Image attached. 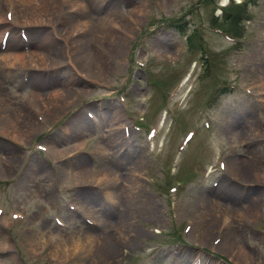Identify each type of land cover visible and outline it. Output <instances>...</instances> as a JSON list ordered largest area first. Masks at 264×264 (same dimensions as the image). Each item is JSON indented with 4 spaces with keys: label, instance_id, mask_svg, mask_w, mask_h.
<instances>
[{
    "label": "rangeland",
    "instance_id": "obj_1",
    "mask_svg": "<svg viewBox=\"0 0 264 264\" xmlns=\"http://www.w3.org/2000/svg\"><path fill=\"white\" fill-rule=\"evenodd\" d=\"M96 2L124 29L145 4L113 42L104 82L81 69L80 47L69 65L50 26L18 27L6 13L0 27V55L64 48L62 67L0 62V264H264V182L236 169L252 161L264 176V0ZM54 90L72 97L47 115L37 96ZM132 173L142 189L127 194ZM211 206L229 223H214ZM120 229L127 243L111 235ZM84 235L98 238L93 250L58 257Z\"/></svg>",
    "mask_w": 264,
    "mask_h": 264
},
{
    "label": "bare ground",
    "instance_id": "obj_2",
    "mask_svg": "<svg viewBox=\"0 0 264 264\" xmlns=\"http://www.w3.org/2000/svg\"><path fill=\"white\" fill-rule=\"evenodd\" d=\"M1 1H2V5H0L1 6L0 8V27L2 25L4 26L5 24H7L8 20L6 18V13L11 15V19H12L11 21L15 20V23L18 24L17 25L18 27L19 25L21 27H28V26L31 27L34 25L50 26L53 30V32L52 31L50 32L51 34L53 33V35H55V39H56L52 43L65 44L66 46L65 50L68 56V62L70 66L75 67L74 65L75 48L76 47L82 48L83 52L85 53L84 54L85 56L83 60L80 59V62H79L80 67L82 70L86 71L89 74L92 72L90 75L93 74L92 79L97 83L104 82L106 80V75L111 71V66H110L111 56L114 55V49L112 47V44H114L113 42L115 40L120 39V37H123V35L128 36L131 33L132 21H131L130 16L134 17L135 15L136 20L139 21L142 18L141 16L145 14L144 13L145 4L141 5L139 8L135 10H131V12H128L131 15L129 17L124 16L125 21H126V24L124 22V24L126 25L124 29L123 24L120 25L118 21H116L114 18L111 17V14H115V12L114 13L107 12L106 14H103V15L99 14V11L101 10V8L97 7V4H98V2H96L97 0H61V1L59 0H1ZM85 1H88V4H85ZM100 1L101 0H99V2ZM164 1L167 2L168 0H164ZM55 8L57 9V11H55ZM115 15L116 17H118L117 13ZM64 20H68L69 21L68 24H71V25L70 26L66 25ZM4 29L6 28L0 29V49L4 45H5L4 48L9 47L8 46L9 37L7 41L6 38L3 36ZM119 31H123L124 33H122V35H119L120 34ZM44 39L38 41L39 43L38 47L40 49H44V47L46 48L50 46L48 45L47 42H49L50 39L52 38L50 36H47ZM13 41H17V39H14ZM109 44H110L109 46L110 48L108 46L105 47V45H109ZM12 46L16 48L14 49V53L0 55V62H3L4 66L2 68L4 70L15 69L18 67L27 68V66H31V68L34 66V68L49 69V68L62 67L64 65L63 60L62 59L60 60L61 52H63L64 50L62 45L60 49L58 48L52 51L50 50L48 53H41V52L35 51L29 55L20 52L19 49L22 46L21 43L13 44ZM167 53H168V50H167ZM96 74H98L99 76L96 77L95 76ZM68 85H69V81L67 80L65 81V86L67 87ZM70 91L63 90V92H60L59 90H54L51 93H48L47 95L43 96V98L40 95H38L37 98L39 102H41V104L44 106L46 114L53 115L54 114L53 109H52L53 107H51L50 109L51 104L52 103H56V105L60 104L58 100L62 102V99H63V104L67 105L68 104L67 102L70 103L69 100L72 97V94H71L72 92L70 93ZM1 114L4 115V113H1ZM115 114H116V117L113 118V121L116 123V121L119 119V117H121V115L118 112H115ZM29 124L30 125L28 127L30 129L36 128V126L39 125L38 122H30ZM3 130L4 129H2L1 131ZM247 132L251 134V137H249V139H252L253 136L255 137V135L258 134V132H256V129L253 127H250L249 130L247 129ZM114 134H118V132H115V133L113 132V135ZM111 137H112V134L110 135V138ZM99 150H100V147L98 148V151ZM57 152L60 153L59 151ZM5 160H6L5 162L7 161L10 162L12 160V157H8V158L5 157ZM236 169H237V172H239V174L243 176H249L251 173H254L256 176L260 178V182L262 183L264 182V176L260 175V173L258 172H255L256 166L254 162L252 161L251 162L245 161V163H242V161H240L238 162V167ZM129 177L131 178L132 181L131 182L127 181L125 186H123L125 193L129 194V193H133L134 191H138L142 189V186L140 185V181H142V179H139L141 177L138 178V175L136 174L134 175V173L130 174ZM116 179L117 177H114V180H112L113 181L112 184L114 186L116 185V181H115ZM108 185L109 183H104L101 186L104 189L103 190L104 192H107ZM225 186H227L226 183H225ZM223 189H226V188L221 187V190ZM249 207H247L248 212L245 213L244 216L246 219H253L254 218L253 213H255V210L253 207L251 206ZM211 208H212V211H214L213 213H210L211 217H213L212 220L217 221L214 223H217L219 225L220 221L224 222L222 225H220V227L229 223L228 217L226 216V214L223 215V213L218 212V210H221L220 207L211 206ZM237 214H241V213L238 212ZM87 218L92 219V221L94 222L96 221L97 226H98V220L100 219L91 218V217H87ZM239 219L241 221V225H243L245 220H241L243 218H239ZM96 222L92 225V227L96 225ZM101 225L102 224H100V226ZM122 231L123 230L119 232L114 231V233H112L111 235L116 236L117 238H120V239L122 238L124 239V243H127L126 242L127 240H125L124 238V234H123L124 232ZM236 231H233V232L230 231V233L228 232V235L227 236L225 235V236L229 237L231 233H232L231 236H233L238 233ZM78 235L80 239V236H82L83 233L78 234ZM84 240H85L84 243L81 240L82 245L81 244L72 245V247H70L71 249H66L63 254H61L60 252V255L59 253H57V256L59 255L58 257H61L62 255V258L65 257V260L74 259L75 257H77L78 259V256L80 257L82 255L80 251L81 250L80 246L82 247V249L86 248L89 251H91L93 250L96 243L99 242L98 238L92 235H84ZM224 246L225 245H222L221 248L223 249Z\"/></svg>",
    "mask_w": 264,
    "mask_h": 264
},
{
    "label": "trees",
    "instance_id": "obj_3",
    "mask_svg": "<svg viewBox=\"0 0 264 264\" xmlns=\"http://www.w3.org/2000/svg\"><path fill=\"white\" fill-rule=\"evenodd\" d=\"M239 9H241V8H239ZM231 13H232V11H227V15H229V16H226V17H228V18H230V21L233 23V22H235V20L237 21V22H239V21H241V17H240V13H236V14H234V15H231ZM231 16V17H230ZM234 18H235V20H234Z\"/></svg>",
    "mask_w": 264,
    "mask_h": 264
}]
</instances>
